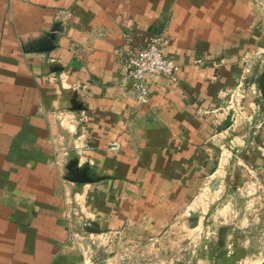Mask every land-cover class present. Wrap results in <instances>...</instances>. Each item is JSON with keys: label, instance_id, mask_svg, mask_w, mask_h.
<instances>
[{"label": "crops", "instance_id": "obj_1", "mask_svg": "<svg viewBox=\"0 0 264 264\" xmlns=\"http://www.w3.org/2000/svg\"><path fill=\"white\" fill-rule=\"evenodd\" d=\"M153 35L178 70L142 105ZM237 163L264 171V0H0V264L145 263Z\"/></svg>", "mask_w": 264, "mask_h": 264}, {"label": "rangeland", "instance_id": "obj_2", "mask_svg": "<svg viewBox=\"0 0 264 264\" xmlns=\"http://www.w3.org/2000/svg\"><path fill=\"white\" fill-rule=\"evenodd\" d=\"M226 171L227 182L175 216L158 244L147 241L145 263L126 264H264V171L238 163Z\"/></svg>", "mask_w": 264, "mask_h": 264}, {"label": "built area", "instance_id": "obj_3", "mask_svg": "<svg viewBox=\"0 0 264 264\" xmlns=\"http://www.w3.org/2000/svg\"><path fill=\"white\" fill-rule=\"evenodd\" d=\"M162 42L161 35H153L147 46L129 55L126 66L127 77L136 93L138 102L142 105H147L150 102V77L173 78L178 70L176 62L162 50Z\"/></svg>", "mask_w": 264, "mask_h": 264}]
</instances>
